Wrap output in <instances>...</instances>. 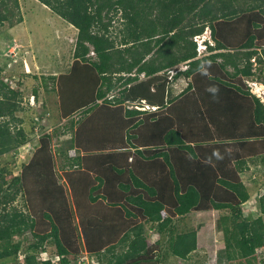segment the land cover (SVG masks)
Here are the masks:
<instances>
[{
	"label": "trees",
	"instance_id": "obj_1",
	"mask_svg": "<svg viewBox=\"0 0 264 264\" xmlns=\"http://www.w3.org/2000/svg\"><path fill=\"white\" fill-rule=\"evenodd\" d=\"M37 1L77 30L72 52L74 64L80 65L81 69L91 65L98 78L91 95L85 96L82 105L70 114L63 113L62 106L58 105L61 121L67 122L68 116L79 109L88 114L93 109L90 106H98L95 102L90 104L94 95L95 100H103L102 105L110 110L105 116L120 117L128 129L143 127L144 121L146 133L151 131L162 139L154 151L140 150L135 145V133L124 135L123 129L102 125V130H97L92 141L95 147L110 146V149L106 148L110 151H102L105 149L102 147L101 151L92 152L102 154L96 160H90L96 156L83 154L74 157L76 161L82 159L86 171L75 176L70 192L63 188L67 200L73 196L78 205H87L103 195L102 199L106 196L112 203L118 200L123 203L119 209L93 214L102 221H108V217L109 222L121 220L123 231L111 240L119 241L113 244L100 235L102 231L91 227L90 220L96 216L81 219L82 234L69 220L63 229L53 222L50 212L52 207H57L47 185L55 179L50 177L51 181L44 182V176L51 175L54 165L48 166L40 160L49 161L51 158L55 162L56 158L49 145L51 135L43 134L37 144V155L21 174L12 176L9 184L0 175V261H18L22 255L23 264H53L51 258L38 259L40 254L47 252L49 257L59 258V264H68L74 233L77 247L95 257L100 264L104 259L105 264H164L168 257L185 261L197 250V229H184L176 220L194 212L227 211L219 217L215 228L207 225L202 230L209 246L215 237L214 232L222 234V242L213 243L215 257L226 255L227 264H261L257 251L264 247V194L257 199L259 216L255 219L242 217L241 206L250 196L239 174L249 171L257 164L255 161L264 156V105L249 91L246 83L260 77L264 67V0ZM18 6V0H0V26L7 24L11 28L23 21ZM118 15L121 29L113 36L109 27ZM250 15L258 16L257 21L249 19ZM205 28L210 30L213 41L206 49L211 54L197 58V44L193 38L200 36ZM235 30L240 36H231ZM91 52L95 60L90 57ZM182 63H186V71L177 73L170 80L164 76L151 78ZM253 65L257 66L256 70ZM141 75L149 79L140 81ZM180 75L186 77L187 83L184 90L171 99L172 105L183 104L190 96L186 92L191 89H194L191 94L195 95L194 101L196 94L198 97L201 93L207 94L204 92L206 87H214L220 91L221 97L224 95L221 113L211 120L214 129L208 126L210 133H203L202 138L193 143L174 124L155 125L173 108L171 105L167 112H160L162 108L158 104L164 102L165 86L176 82ZM216 75H220V83L216 82ZM206 79L210 84L205 83ZM4 89L7 91L3 92ZM109 94H113L110 100L106 99ZM17 97L16 91L0 82V119L13 117ZM230 100L233 109L227 110ZM141 101L157 105L158 110L149 114L138 110L135 107L142 105ZM198 107L188 108L186 112L189 109L194 112ZM184 108L183 104L179 111L184 112ZM200 115L203 114L200 112ZM181 121L184 120L177 122ZM78 122L72 121L65 126L66 133L70 134L65 141L68 145L62 146H66V150L77 147L70 145L73 138L70 132H77ZM22 135L19 132V138L15 140L8 124L0 125V156L13 153L24 145ZM132 148L135 149V158L152 157L162 161L164 168L154 167L152 177L147 180L143 176L138 178L141 172L123 164L128 162ZM66 150H58L59 156L64 157ZM261 163L264 164V158ZM60 168L70 179L73 172L65 169L67 165H60ZM185 171L189 172L179 176ZM43 182L46 188H43ZM35 184L38 188L30 189V185ZM262 184L264 187V180ZM23 196H26L32 212L37 208L32 207L31 202L38 201L39 216L46 228L44 234L34 232L37 221L29 213L13 207L16 198ZM48 196L50 203L47 202ZM10 205L11 209L7 210ZM138 216L150 223L151 240L146 237L144 226L136 224ZM28 233L34 239L22 244ZM48 244L55 246V252L48 249ZM116 244L122 247V251L116 252Z\"/></svg>",
	"mask_w": 264,
	"mask_h": 264
},
{
	"label": "rangeland",
	"instance_id": "obj_2",
	"mask_svg": "<svg viewBox=\"0 0 264 264\" xmlns=\"http://www.w3.org/2000/svg\"><path fill=\"white\" fill-rule=\"evenodd\" d=\"M18 3V9L23 21L11 28H9L7 24L0 26V82L6 84L9 89L16 91L18 94V97L15 100L17 108L13 114V119L2 118L0 119V125L7 123L10 129V134L15 140L19 138V132L23 133L22 136H24L26 143L17 150H14L13 153L9 152L6 155L0 156V175L3 180H6L7 184H9L12 176L21 174L22 170H25V167L33 162L37 155V144L42 138V135L49 133L52 137L49 145L51 147V152L56 158V163L51 160V158H48L49 161H46L47 159L44 158L39 160L40 162L43 160L48 166L54 165L51 175L49 177L47 175L44 176V182L50 180V177L51 180L55 179L58 181L50 180L51 182L47 185V188L50 187L52 191V199H50L55 201L54 203L57 207H52L50 212L52 215L51 218L53 222H57L62 229L68 224L67 220H69L73 224L72 227L74 228L76 226L80 232L81 219L83 217H88V215L96 216L93 214L105 212L106 210H114L116 208L119 209L121 205H123L122 201L119 200L115 204L107 200V198L102 199L104 197L103 195H99L101 197L98 196L99 199L94 203L87 205H80L79 203L80 206L74 201L72 198L73 196H71V200H67L65 197L64 190L70 192L71 189H73V180L75 179V176L81 175L83 171H86L85 166L81 163L82 159L78 158L83 154L88 157L96 156L90 158V160H96L97 157L102 154L94 155L91 154L92 152L97 153L96 151H101L103 148L105 149L102 151H110L106 150V148L110 149V146L105 145L102 146V148L99 147V145L98 147H95L92 140L94 139L93 136L98 134L97 130H102L101 126L103 125L104 127L123 129L124 135L131 134V132L135 133L136 147L140 145H151L152 148H158V144L162 137L160 136L158 139V136L152 134L153 132L151 131L146 133V122L144 121L143 127L140 126V128L138 127L139 129H133L130 127L128 129L122 123L120 117H115V115L105 116L110 110H107L106 106L97 103L95 97H93L94 95L92 96L93 100L90 104L93 103L94 105L95 102L98 106H90L93 109L90 110L88 114L85 113L86 111L79 109L68 116L66 119L67 122H62L60 119L62 115L60 116L58 113V105L62 106L61 110L63 113H69L70 111L75 110V108L81 106L83 101H85V96L91 95L92 88L98 82V78L94 76L91 65L88 64L89 66L81 69L82 67L80 68V65L74 64L75 61L72 58V52L74 49L75 38H72L71 35L72 33H75V31L71 25L54 15L46 6L42 5L37 0H18ZM118 18L119 15L114 18V21L111 23L112 25L109 27L113 36H116L121 29V23ZM248 18L257 21L258 16L250 15ZM245 19H242V21L246 22ZM204 31H206V34H209L208 28H205ZM233 32L234 34L232 33L231 36H240L238 30ZM240 32L242 33L243 30L240 29ZM201 36L198 44L202 41L201 38L204 37L203 35ZM201 48L203 49V47ZM90 57L94 60L96 58L94 54L90 55ZM182 65L175 68V70L183 68L186 64L184 63V65ZM254 68L256 70L257 66H254ZM169 75L168 72H165L164 74H158L156 77L162 78L164 76L165 78H168ZM217 76L218 80L216 82L220 83V75H216L215 77ZM141 80L145 81L146 77ZM177 83L186 85L185 80H181ZM177 83L175 84L176 86ZM205 83L210 84L207 79ZM182 85L181 87L178 85V89H181ZM250 85L252 86L249 91L251 90L256 98H258L264 105V67L261 69V76L254 79V83ZM174 90H171V96H169V99L164 100V102L160 101L161 103L158 104L162 108L160 111L162 114L164 111L163 109L167 110L169 106L173 104V100L171 99L176 96H172V94L175 93ZM6 91L7 89L3 90V92ZM193 91L194 89H191L186 92V94H190V96H187L185 98L186 101H183V104L185 105L184 112H186L188 108L199 106L196 108V111L193 112L192 109H189L186 113L183 111L180 112L179 109L183 107V104L176 106L174 104L172 105L173 108L170 109L165 117H162L163 115L160 114L162 119L158 121V124H155L159 127L169 124H174L175 128L180 127L181 131H184L185 138L193 140L192 143L197 140V138H202L203 133H210L209 128H212L211 120L217 118L216 115L221 113L224 104V95L221 97L220 91L218 92L214 87H206L204 92H207V94L205 93V95L201 93L198 97L196 94V101H194L195 95H191ZM152 92L155 91L153 90ZM44 109H46V111H43ZM231 109H233V104L230 100L227 110ZM200 112L203 115H200ZM223 113H225L224 110ZM201 116L203 118H201ZM172 117H175V120H172ZM182 119L184 121L178 123ZM76 120H79L75 128V130L77 129V132H70L72 133L71 136H73L70 145L77 146H75L76 149L72 148L75 151L74 153L72 149L66 150L67 147L62 146L68 145V142L65 141L70 138V134L66 133L67 130L65 129V126L72 121L75 123ZM182 124H185V127H182ZM208 126L209 128H207ZM212 129H214V127ZM197 133L199 134L197 135ZM186 143L188 145L190 144L187 141ZM61 148L67 151H64V157H61L58 154ZM41 153L42 152H40V154ZM74 157H78L77 161ZM262 158H264V156H260L255 161L257 164L252 165L249 171L239 174V177L246 186L250 196L249 200L241 206L242 217L255 219L259 216L257 199L264 194V187L262 184V181L264 180V164L261 163ZM86 161L88 162L87 159ZM161 162L158 161L154 164L155 169L159 166L160 169L161 166L164 168ZM63 164L67 165V168L65 169H69L70 172H73L70 179L69 176L66 175V177L63 174L62 169L60 168V165ZM47 165L46 167L48 169ZM186 172L187 171L179 174V176ZM259 178L262 180L261 182ZM44 182L43 188H46ZM36 184L34 186L30 185V189L32 187L38 188ZM26 200V196H23V198H16L13 207L19 212L24 211V213H29L31 217H33L32 219L35 220V222L37 221L34 232L40 235L44 234V229L46 228L41 219V215L39 216L41 209L38 210V201L36 202L34 200L31 202V206L37 208L32 212L30 207H28L30 205ZM47 202L50 203V200ZM88 205L90 206L88 207ZM9 209H11V205L7 207V210ZM226 212L227 211H209L206 213L194 212L191 215H187L184 219H175L177 224L184 229L189 227H195L197 229V250L192 253L190 259L183 261L175 257H168L164 264H227L226 255L222 254L217 258L213 251V243H221L222 234L217 231L214 232L215 237L211 243L212 245L209 246L205 236L206 233L205 231H202L207 225H213L215 228L219 221V217ZM108 218V221H102L98 216L93 217V219L90 220V225L91 227H95L97 230L102 231L103 234L101 233L100 235L111 241L121 234L123 231V225L119 222L121 220L109 222L110 217ZM262 218L264 222V214H262ZM135 221L137 225L141 224L144 226L143 230L146 237L148 240H151L152 233L149 232L150 223L140 216H138ZM30 235L31 234L28 233L24 236L22 244H25V242H31L34 239L30 237ZM77 237H80V235ZM61 240L63 241V239ZM75 240L74 233V245L72 249H70L68 264H100L95 257L90 256L85 250L77 247L75 244L77 241ZM115 242L118 243L119 241H114L113 244ZM115 246H117L116 252L122 251L120 249L122 248L121 246L117 244ZM48 249H50L51 252H55V246L53 244H48ZM46 253L42 255L40 254L38 259L44 260L51 258L53 264H59V258L53 257V255H50L51 257H49V253ZM257 254L259 259L262 260L261 264H264V247L258 250ZM108 257L109 255L106 256V259ZM105 263L106 260L104 259L102 264ZM0 264H23V256L20 255L18 261L7 259L5 261H0Z\"/></svg>",
	"mask_w": 264,
	"mask_h": 264
},
{
	"label": "crops",
	"instance_id": "obj_3",
	"mask_svg": "<svg viewBox=\"0 0 264 264\" xmlns=\"http://www.w3.org/2000/svg\"><path fill=\"white\" fill-rule=\"evenodd\" d=\"M230 8V10H231V6L229 7ZM244 28V27H243ZM73 30L75 31V33H72V35H71V37L72 38H76V35H77V30L73 27ZM210 31V30H209ZM208 31V32H209ZM206 33V31H204L202 34L204 35ZM224 51H226V50H224ZM208 54H211L210 52H205L204 53V55H208ZM204 55H197V58H200V57H202V56H204ZM187 63V62H186ZM185 63V64H186ZM183 65H184V63H182ZM182 64H179V65H177V66H174V67H172V68H170L169 70H172V69H175L176 67H180ZM182 65V66H183ZM158 74H160V73H157V74H155V75H153V76H151V78H155ZM184 77V78H183ZM183 77H181V78H179V79H177V81L176 82H174L173 84H169V85H167V86H165V90H164V100H166V99H169V96H171V90L173 89L174 90V88H175V93L174 94H172V96H174V95H178V94H180L184 89L183 88H185V86L186 85H182L181 83L180 84H178L177 82H179V81H181V80H185V82L187 83V79H186V77L185 76H183ZM149 78H146V80H148ZM145 80V81H146ZM140 81H142V80H140ZM177 83V86L175 85ZM185 83V84H186ZM178 85H180V87H181V85H182V88L181 89H178ZM176 89H177V91H176ZM167 96V97H166ZM175 97V96H174ZM149 106H151V107H157V105H149ZM164 111L163 112H167V110H165V109H163ZM149 114V113H148ZM139 149H142V150H145V151H147L148 149L149 150H151V151H154L155 149L154 148H152L151 147V145H147V146H139L138 147ZM135 149L134 148H132V149H130V154H129V156H128V162H124L123 164H124V167H127L128 166V168H132L133 170H134V168H135V170H138L139 172H141V174L139 175H137V176H139L138 178H141L142 176H143V179L144 180H147L149 177H152V171H153V169H154V164L156 163V162H158V161H160V160H157V159H152V157H150V158H144V156H143V159L144 160H142L139 156H137V158H135L136 156L135 155H133V151H134ZM134 158V159H133ZM137 159V160H136ZM134 164V165H133ZM135 172V171H134ZM144 183H147V182H144ZM105 198H107L106 196H105ZM117 203V202H116ZM115 203V204H116Z\"/></svg>",
	"mask_w": 264,
	"mask_h": 264
},
{
	"label": "clouds",
	"instance_id": "obj_4",
	"mask_svg": "<svg viewBox=\"0 0 264 264\" xmlns=\"http://www.w3.org/2000/svg\"><path fill=\"white\" fill-rule=\"evenodd\" d=\"M201 35H203V34H201ZM198 36L199 37V39H200V37H202V36ZM204 37L203 38H201L202 39V41L200 42V44H198L197 43V41H194V42H196V44H197V55H204V53L205 52H207V44H209L210 46L213 44V41H212V39H211V35H210V31H209V34L207 33H205L204 35H203ZM194 39V38H193ZM201 47H203V49L201 48ZM198 50H200V52H198ZM90 55H93V53L91 52L90 53ZM252 61H254V60H252ZM176 68H178V67H176ZM186 69H187V67L186 66H184L183 68H179V69H177V70H175V69H172V70H169L168 71V73L170 74L169 76H168V79L170 80L171 78H173V76L174 75H176L177 73H182V72H184V71H186ZM181 77H183V75H180V78ZM144 79V75H141L140 76V80L141 79ZM184 78V77H183ZM247 83V85H248V88L250 89V87L252 86V85H250V84H253L254 82H246ZM256 83V82H255ZM250 92H252L251 90H250ZM114 94V93H113ZM113 94H109L108 96H106V99H112L113 98ZM252 94H254L253 92H252ZM255 95V94H254ZM96 102L97 103H99V104H102L103 103V100H96ZM96 103V104H97ZM141 103H142V105H139L138 107H135V108H137L138 110H140V111H142V112H147V113H153V112H156L157 110H158V107H151V106H149V105H147V104H145V102L144 101H141ZM98 105V104H97ZM128 108H132V106H129ZM74 151V150H73ZM75 153V152H74Z\"/></svg>",
	"mask_w": 264,
	"mask_h": 264
},
{
	"label": "built area",
	"instance_id": "obj_5",
	"mask_svg": "<svg viewBox=\"0 0 264 264\" xmlns=\"http://www.w3.org/2000/svg\"><path fill=\"white\" fill-rule=\"evenodd\" d=\"M194 41H197V43H198V41L200 40L199 39V37L198 36H196V37H194V39H193ZM198 52H200V50H198Z\"/></svg>",
	"mask_w": 264,
	"mask_h": 264
}]
</instances>
